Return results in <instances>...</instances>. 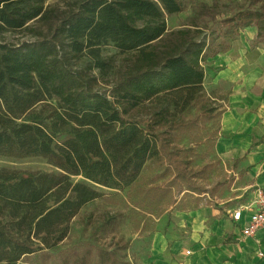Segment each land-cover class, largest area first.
Instances as JSON below:
<instances>
[{
    "label": "trees",
    "instance_id": "16d2710c",
    "mask_svg": "<svg viewBox=\"0 0 264 264\" xmlns=\"http://www.w3.org/2000/svg\"><path fill=\"white\" fill-rule=\"evenodd\" d=\"M72 1L62 10L48 0H0V156H39L56 169L0 168V264L56 249L102 196L97 185L131 187L153 163L180 192L214 193L197 182L194 149L179 141L224 113L204 90L207 60L248 27L264 38L262 10L239 11L206 33L196 23L168 28L184 0ZM15 32L34 40L10 42ZM111 44L117 51L106 53Z\"/></svg>",
    "mask_w": 264,
    "mask_h": 264
},
{
    "label": "rangeland",
    "instance_id": "374dc122",
    "mask_svg": "<svg viewBox=\"0 0 264 264\" xmlns=\"http://www.w3.org/2000/svg\"><path fill=\"white\" fill-rule=\"evenodd\" d=\"M48 2L60 4L62 10L74 4L72 0ZM184 2L185 11L171 16L168 20L170 30L196 23L209 33L207 28L211 26L217 30L224 28L221 20L239 11H264V0H184ZM242 32L233 41L232 48L235 47L237 50L238 47L244 51L249 45L254 50L264 43V38H259L251 28ZM9 40L18 43L34 40V37L29 32H15L9 35ZM105 50L106 53L117 51L113 44L107 46ZM118 57L121 61L124 55ZM254 57L255 63L261 60L257 55ZM236 59L240 58H235L228 50L209 58L205 63L204 90L206 96L212 98L219 112L228 110L231 93L237 84L238 98L244 106L248 101L246 88L250 79L243 68L244 61L241 65H232ZM114 79L111 77L112 81ZM254 81L256 83L262 81L261 73L255 76ZM100 88L109 90L111 85L102 84ZM256 102L262 103L259 99H256ZM258 104L255 103L254 107L256 108ZM222 127L221 115L183 133L179 141L180 145L194 149L190 156L192 165L198 171L197 182L207 189L214 188V193L198 196L194 193L180 192L177 184L169 186L172 176L164 172L165 166L150 164L131 187L120 190L97 185L96 188L102 196L86 204L72 219L68 236L56 249H39L35 253L23 255L16 264H114L112 260L105 259L101 249L114 251L119 262L125 264H147L144 260H150L153 255L159 260H171L169 255H165L170 248L167 241L169 228L174 223L177 224L182 228L179 235L187 238L190 235V227L185 226L188 220L186 213L209 207L221 210V216L230 217L229 211L242 203H247L250 200L249 192L255 186H260L247 187L264 175V158L257 161L256 165L260 168L252 179V175L248 174L250 168L236 165L226 147L219 146L223 137H226ZM243 138L245 141L249 139ZM259 138L260 136L256 137ZM0 168L30 172L56 170L47 159L39 156L25 158L0 156ZM154 187L164 189L165 192L150 189ZM196 222L199 224L200 218ZM175 235L174 233L173 236ZM185 245L182 253H177L183 258L181 260L192 255L188 253L192 249L191 246L187 242Z\"/></svg>",
    "mask_w": 264,
    "mask_h": 264
},
{
    "label": "crops",
    "instance_id": "0c3cea01",
    "mask_svg": "<svg viewBox=\"0 0 264 264\" xmlns=\"http://www.w3.org/2000/svg\"><path fill=\"white\" fill-rule=\"evenodd\" d=\"M248 28H251L253 33H257L256 27L251 26ZM241 49L237 47L236 50L234 47L230 49V53L235 58H240L232 63L233 66L245 62L243 68L246 69L247 76L250 79L246 88L248 101L244 106L238 98L239 86L237 84L229 99L230 106L222 114V130L226 137H223V141L220 142L219 146L221 148L225 146L230 156L235 160L244 156L252 143H255L256 145L250 150L247 158L238 162L241 167L250 168L248 174L252 175V179H254L260 168L256 163L264 158V140L261 143L258 142L260 138H264V43L254 50L249 45L244 51ZM254 55H257L261 60L255 63ZM260 73L262 81L256 83L254 81L255 76ZM255 90L258 91L255 92ZM256 99L261 100L262 103L256 102ZM255 103H259L256 108L254 107ZM257 136H260V138L256 139ZM243 137L249 139L245 141ZM254 185L264 187V175L258 177L254 183L247 187H253ZM220 213L221 210L209 207L186 213L188 220L187 223L185 222V226L190 227V235L187 238L179 235V230H182V228L177 224L174 223L169 228L167 241L170 248L165 255H169L171 260H159L157 256L153 255L150 260H144V263L264 264V260L257 255L260 248L257 240L245 237L239 224L234 222L231 217L221 216ZM199 218L201 222L197 224L196 221ZM174 233L175 236H173ZM186 242L193 249L190 253L192 255L181 260L183 258H180L177 253H182V249L186 248Z\"/></svg>",
    "mask_w": 264,
    "mask_h": 264
},
{
    "label": "built area",
    "instance_id": "2783aa9c",
    "mask_svg": "<svg viewBox=\"0 0 264 264\" xmlns=\"http://www.w3.org/2000/svg\"><path fill=\"white\" fill-rule=\"evenodd\" d=\"M249 193L250 200L233 208L229 213L231 219L241 226L243 235L255 238L260 244L257 255L264 260V187L256 186Z\"/></svg>",
    "mask_w": 264,
    "mask_h": 264
}]
</instances>
